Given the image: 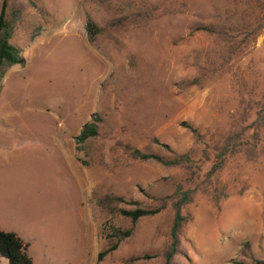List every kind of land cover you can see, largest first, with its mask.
Masks as SVG:
<instances>
[{
    "label": "rangeland",
    "instance_id": "374dc122",
    "mask_svg": "<svg viewBox=\"0 0 264 264\" xmlns=\"http://www.w3.org/2000/svg\"><path fill=\"white\" fill-rule=\"evenodd\" d=\"M11 1L23 10L13 41L25 62L0 88V228L29 244L34 264H162L170 207L139 220L97 263L131 222L96 199L150 205L179 183L198 190L184 208L193 219L177 264L264 259V133L255 156H230L206 178L214 146L252 123L264 99V0ZM139 9L143 16L108 25ZM88 17L107 27L94 42ZM93 118L98 135L77 143ZM152 137L177 153L194 148L200 169L135 160L121 145L168 155ZM223 184L229 196L217 209L210 197Z\"/></svg>",
    "mask_w": 264,
    "mask_h": 264
},
{
    "label": "trees",
    "instance_id": "16d2710c",
    "mask_svg": "<svg viewBox=\"0 0 264 264\" xmlns=\"http://www.w3.org/2000/svg\"><path fill=\"white\" fill-rule=\"evenodd\" d=\"M36 6L34 0H29ZM23 10L21 5L15 1L3 0L0 8V88L2 80L7 72L16 64H23L25 58L22 55L23 48L14 43L13 38L21 20ZM145 12L139 9L136 13L127 14L122 18L112 19L108 25L117 26L126 22L131 16H143ZM145 16V15H144ZM106 26L98 25L91 17H88L87 32L91 42L101 35ZM200 30L208 32H217L216 27L202 25ZM182 125L187 128L196 140L202 139V134L197 127L188 122ZM99 133L98 119L93 118L87 122L76 137L77 143H84L87 140L97 136ZM264 133V99L260 102L256 112L255 120L247 125H242L237 131L229 133L221 143L214 146V160L211 168L207 172L206 178L209 180L214 174L219 172L228 161L230 156L237 153H245L249 156L257 154V142L259 136ZM255 140H251L248 138ZM151 141L160 145L168 155L145 150L129 143H122V147L135 160L153 161L169 168H182L187 173L196 174L200 166L195 159V149L192 148L184 153H177L169 144L161 142L157 137H152ZM208 154V151H206ZM197 187L177 184L172 194L163 197H154L155 202L146 205L139 200H127L124 196L106 194L96 199L101 207L107 208L113 215L119 214L129 219L131 226L126 229L116 228L113 237L117 242L110 245L104 251L99 252L97 263L100 262L106 254L118 247V241L131 237L135 230V224L142 218L150 217L170 207L173 210V220L169 232V241L165 248L157 254L163 260L162 264H177L179 256L186 255L184 243L186 241V227L193 219L189 212H184V208L194 201L197 194ZM229 196L226 190V184L221 187L215 186L211 193L213 205L219 209L220 202ZM29 244L26 243L16 232L6 231L0 228V256L8 259L10 264H34L28 253ZM250 250V243L246 242L242 249V254L246 255ZM151 257L145 254L140 259ZM234 264H264V259L251 257V261L239 259Z\"/></svg>",
    "mask_w": 264,
    "mask_h": 264
}]
</instances>
